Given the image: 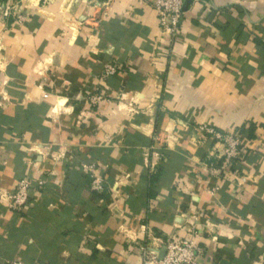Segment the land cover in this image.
Here are the masks:
<instances>
[{
    "label": "crops",
    "instance_id": "0c3cea01",
    "mask_svg": "<svg viewBox=\"0 0 264 264\" xmlns=\"http://www.w3.org/2000/svg\"><path fill=\"white\" fill-rule=\"evenodd\" d=\"M151 1L0 5L26 19L0 14V189L30 188L0 199V264H141L190 236L197 264H264V0H187L172 46ZM249 125L233 172L203 173L222 146L198 126Z\"/></svg>",
    "mask_w": 264,
    "mask_h": 264
},
{
    "label": "built area",
    "instance_id": "2783aa9c",
    "mask_svg": "<svg viewBox=\"0 0 264 264\" xmlns=\"http://www.w3.org/2000/svg\"><path fill=\"white\" fill-rule=\"evenodd\" d=\"M185 0H152L150 5L155 11L158 19L159 29L172 46L178 40L179 27L183 16V4ZM13 13V14H12ZM0 14L3 18L12 15L17 23H23L25 16L13 12L12 7H0ZM117 73L115 64L107 63L103 66L102 76H113ZM104 100L100 92L90 96L92 105L99 104ZM200 132L210 137L217 144L222 146L220 155L212 161L202 164L201 171L214 177L224 178L233 172L235 165L249 154L247 140L238 131L219 132L208 126H198ZM153 140L158 142V137L153 136ZM159 143V142H158ZM57 157H61L60 155ZM221 160L220 164H217ZM234 163L232 171L229 167ZM80 169L88 176V187L91 192L101 193L104 189L101 178L97 175L93 164H79ZM41 184V182H39ZM29 184L26 179L16 182L14 189L6 193L0 189V199L5 200L6 206L12 211H19L27 204L29 196ZM165 250L161 259L155 254H150L145 246L139 247L141 253V264H197V246L194 237L184 239H169L163 244ZM6 264H22L18 260H11Z\"/></svg>",
    "mask_w": 264,
    "mask_h": 264
},
{
    "label": "trees",
    "instance_id": "16d2710c",
    "mask_svg": "<svg viewBox=\"0 0 264 264\" xmlns=\"http://www.w3.org/2000/svg\"><path fill=\"white\" fill-rule=\"evenodd\" d=\"M6 1H7V0H0V5L3 4V3H5ZM253 130H254L253 126H252V125H249L247 128L242 127L238 132H239L240 134H242L243 136H245L244 138L252 139V138H253ZM220 163H221V160L218 161L217 164H220ZM234 163H235V162H233L232 165L229 167V168H230V169H229L230 171H232V169H233V167H234ZM157 176H158V173H157ZM157 176H156V177H154V176L151 177V179L149 180L150 185H152V183H154V182L156 181ZM87 178H88V177H87ZM88 181H89V179H88Z\"/></svg>",
    "mask_w": 264,
    "mask_h": 264
},
{
    "label": "water",
    "instance_id": "95a60500",
    "mask_svg": "<svg viewBox=\"0 0 264 264\" xmlns=\"http://www.w3.org/2000/svg\"><path fill=\"white\" fill-rule=\"evenodd\" d=\"M186 3H187V0L184 1V4H183V10L185 9ZM164 252H165V250H164V248H163L162 252H160V253L158 254V255H159V256H158L159 259H161V258L163 257Z\"/></svg>",
    "mask_w": 264,
    "mask_h": 264
}]
</instances>
